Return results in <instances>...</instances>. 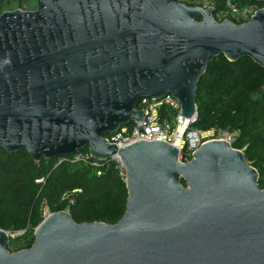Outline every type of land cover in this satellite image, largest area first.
I'll return each instance as SVG.
<instances>
[{"label":"water","instance_id":"95a60500","mask_svg":"<svg viewBox=\"0 0 264 264\" xmlns=\"http://www.w3.org/2000/svg\"><path fill=\"white\" fill-rule=\"evenodd\" d=\"M35 2L0 14V148L36 162L118 154L127 199L113 224L51 212L15 252L0 228V264H264V188L241 149L210 139L183 163L166 142L104 138L144 120L141 97L171 93L196 119L218 55L264 68V6L235 23L181 0Z\"/></svg>","mask_w":264,"mask_h":264},{"label":"trees","instance_id":"16d2710c","mask_svg":"<svg viewBox=\"0 0 264 264\" xmlns=\"http://www.w3.org/2000/svg\"><path fill=\"white\" fill-rule=\"evenodd\" d=\"M181 1L188 5L212 2V15L217 20L223 19L218 15L226 9V0ZM237 3L240 7L253 5L255 9L264 6V2L254 0H237ZM35 7V0H0V14ZM227 18L242 22L230 15ZM195 103L197 117L192 126L202 131L211 128L236 131L232 147L242 149L258 172V184L264 188V68L249 57L234 61L223 55L214 57L198 81ZM60 159L36 162L25 150L9 153L0 148V228L11 232L23 230L30 237L27 244L16 250L32 245L35 227L43 219L40 210L43 199L50 213L67 210L76 222L113 224L125 211L127 189L116 169L111 167L96 176L87 163L70 159L57 163ZM38 178H43V182H37ZM74 190H77L74 200L67 204L62 196ZM12 244L9 239L8 249Z\"/></svg>","mask_w":264,"mask_h":264},{"label":"built area","instance_id":"2783aa9c","mask_svg":"<svg viewBox=\"0 0 264 264\" xmlns=\"http://www.w3.org/2000/svg\"><path fill=\"white\" fill-rule=\"evenodd\" d=\"M201 6L213 7V3L204 1ZM255 10L253 5L240 7L237 0H226V9L218 17L225 19L230 15L244 22L250 18ZM136 106L144 112V120L132 121L131 124L122 126L117 131L104 136L108 142L114 144L117 148L139 140L162 141L177 147L178 159L185 163L193 158L194 152L203 142L210 139H223L232 145L237 136L236 131L230 132L215 128L202 131L193 127L192 125L196 119H187L182 116L180 102L171 93L157 99L141 97ZM64 159L89 164L94 169L96 176L103 175L113 167L117 170L119 178L124 183L126 182V169L118 154L112 155L107 160H98L90 156L88 151H81L72 155L71 158L64 157L60 160ZM67 196L68 194L64 193L62 199ZM49 213L47 210L42 215L45 217Z\"/></svg>","mask_w":264,"mask_h":264},{"label":"rangeland","instance_id":"374dc122","mask_svg":"<svg viewBox=\"0 0 264 264\" xmlns=\"http://www.w3.org/2000/svg\"><path fill=\"white\" fill-rule=\"evenodd\" d=\"M59 162H61V160H58L57 163H59ZM36 181L37 182H43V178H38V179H36ZM76 192H77V190L65 192L66 194H68V196L64 199L67 204H71L73 202ZM40 210L42 213H44L47 210L50 211L49 206H48L45 199H43L41 202ZM7 233L9 235V239H11L14 243V244L9 246L8 250H10L11 252L18 251V250H16L18 247H20L21 245H25L30 241L29 233L26 235V234H24L23 230H18V231H13V232L7 231Z\"/></svg>","mask_w":264,"mask_h":264}]
</instances>
